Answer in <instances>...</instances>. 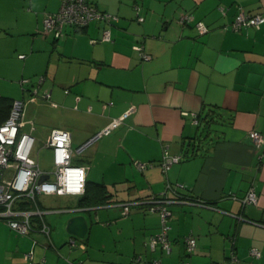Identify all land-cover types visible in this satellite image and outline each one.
<instances>
[{
    "label": "crops",
    "instance_id": "obj_1",
    "mask_svg": "<svg viewBox=\"0 0 264 264\" xmlns=\"http://www.w3.org/2000/svg\"><path fill=\"white\" fill-rule=\"evenodd\" d=\"M89 1L109 18L66 25L56 38L43 19L61 0H0V124L21 98L22 131L44 143L51 129H65L76 148L129 110L75 157L88 166L84 199L37 194L48 234H21L0 219V264H29V251L44 264H228L232 252L231 264H264V144L250 136L264 134V22L223 29L239 10L264 14V0ZM41 148L51 170L52 151ZM165 151L182 156L166 171ZM32 157L47 171L39 153ZM134 160L152 165L139 169ZM250 188L257 202L243 207ZM164 191L175 198L167 204L168 252L149 245L161 218L144 203ZM118 202L130 203L129 212ZM76 214L88 229L70 244L65 225ZM188 235L196 239L190 254Z\"/></svg>",
    "mask_w": 264,
    "mask_h": 264
},
{
    "label": "built area",
    "instance_id": "obj_2",
    "mask_svg": "<svg viewBox=\"0 0 264 264\" xmlns=\"http://www.w3.org/2000/svg\"><path fill=\"white\" fill-rule=\"evenodd\" d=\"M109 16V13L99 10L89 0H61L58 11L45 15L43 28L45 32H52L56 38H60L63 36V28L66 25L80 28L86 26L91 20H105ZM137 19L142 21L143 16L138 15ZM183 19H186V16ZM262 22H264V14H252L239 10L223 29L239 30L247 27H258ZM196 26L199 33L207 31V27L200 21L196 23ZM102 38L110 39L108 29L103 30ZM134 48L139 51L143 59L149 58L148 54L142 52V46L137 45ZM25 81L27 80L24 79L23 82ZM43 96L48 97L49 92H44ZM23 111V99H12L8 116L0 124V219H4L12 229L21 234L29 233L35 229L48 234L50 227L42 218L46 211L40 209L37 205V194H83L86 187L88 166L74 164L72 159L82 154L88 146L100 137L117 128L121 123V119L127 116L129 110L95 132L76 148L71 146L69 131L61 128L51 129L43 143L45 147L50 148L52 151L53 167L47 171L41 170L32 157V149L36 142L35 137L31 133L21 130ZM250 136L254 146L259 147L264 144V134L258 130L250 131ZM181 158L182 156L179 154H168L165 151L159 165L166 171L173 163L180 161ZM134 164L139 169L152 165L151 162H141L139 160H134ZM42 174H45L46 178L40 181ZM173 201H175V198L169 199L164 191L144 202L147 210L158 212L161 218L160 231L152 236L149 241L151 249L156 245H159L165 252L171 249L167 236V217L170 215L167 204ZM241 201L243 204H255L257 202V195L253 188H250L242 196ZM24 203L30 204L31 208L25 207ZM134 203H138V201H134ZM117 204L120 206L122 213L129 212L130 203L118 202ZM69 243L74 244L72 241ZM195 247V237L186 236V253H192ZM250 254L259 257L260 252L256 248H251ZM24 257L29 264H44L43 259L34 262L31 251L26 252ZM234 259L235 256L232 252L228 264H231ZM155 264L162 263L155 260ZM181 264H190V262L183 260Z\"/></svg>",
    "mask_w": 264,
    "mask_h": 264
},
{
    "label": "water",
    "instance_id": "obj_3",
    "mask_svg": "<svg viewBox=\"0 0 264 264\" xmlns=\"http://www.w3.org/2000/svg\"><path fill=\"white\" fill-rule=\"evenodd\" d=\"M46 178L45 174H42L40 176V181ZM242 203V201H240ZM242 206L244 207L245 204L242 203ZM75 212V211H73ZM264 219V218H262ZM88 229V222L87 218L84 214H76L71 216L65 225L66 232L71 235V238L68 240V242L72 241L74 243V238H78L80 240H83L85 238L86 232ZM74 237V238H73Z\"/></svg>",
    "mask_w": 264,
    "mask_h": 264
},
{
    "label": "rangeland",
    "instance_id": "obj_4",
    "mask_svg": "<svg viewBox=\"0 0 264 264\" xmlns=\"http://www.w3.org/2000/svg\"><path fill=\"white\" fill-rule=\"evenodd\" d=\"M42 145H43V140L40 138H37V140L33 146V149H32V156H34L36 158L38 153H39V162H40L41 167H44L46 170H49V168H50V163H49L50 151L48 149L43 150L41 148ZM82 154L77 155L76 158L77 159L80 158L82 156ZM76 158H74L73 163H79V162L75 161ZM54 198H57V197H53V199ZM40 199H43L42 196H40ZM50 202L53 204L55 203L54 201H50ZM47 203H49V201ZM73 213L74 212L67 211V212H62V215L67 216V215H71Z\"/></svg>",
    "mask_w": 264,
    "mask_h": 264
},
{
    "label": "trees",
    "instance_id": "obj_5",
    "mask_svg": "<svg viewBox=\"0 0 264 264\" xmlns=\"http://www.w3.org/2000/svg\"><path fill=\"white\" fill-rule=\"evenodd\" d=\"M11 101H12V100H11ZM10 104H11V102H10ZM9 108H10V106H9ZM8 113H9V111H8ZM7 116H8V114H7ZM7 116H6V118H7ZM6 118H5V119H6ZM5 119H4V120H5ZM2 123H3V122H2ZM83 193H84V192H83ZM154 196H156V195H154ZM85 197H86V195L83 194L82 199H84ZM82 199H81V200H82ZM24 206L27 207V203H24ZM27 208H28V207H27Z\"/></svg>",
    "mask_w": 264,
    "mask_h": 264
}]
</instances>
